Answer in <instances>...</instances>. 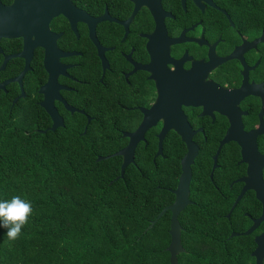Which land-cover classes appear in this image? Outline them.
Wrapping results in <instances>:
<instances>
[{
	"label": "flooded vegetation",
	"instance_id": "af4514ba",
	"mask_svg": "<svg viewBox=\"0 0 264 264\" xmlns=\"http://www.w3.org/2000/svg\"><path fill=\"white\" fill-rule=\"evenodd\" d=\"M42 3L33 8L59 13L40 33L46 47L31 50L22 98L44 112L45 131L53 121L42 104L70 140L89 132L85 141L113 153L129 152V134L144 126L132 158H173L172 203L190 169L187 206L218 224L243 264H264V0ZM22 49V36L0 37V100L10 108L21 94L15 59L23 68L24 58L4 59Z\"/></svg>",
	"mask_w": 264,
	"mask_h": 264
},
{
	"label": "trees",
	"instance_id": "16d2710c",
	"mask_svg": "<svg viewBox=\"0 0 264 264\" xmlns=\"http://www.w3.org/2000/svg\"><path fill=\"white\" fill-rule=\"evenodd\" d=\"M15 61L20 71L22 60ZM9 105L0 100V199L18 195L31 202L33 214L15 241L0 227V264H170V212L147 227L173 201L178 172L172 157L135 152L114 179L120 156L101 141L98 147L85 141L89 132L76 141L60 128L41 133L40 108L27 97ZM107 115L103 109L98 118ZM98 129L100 137L106 134L103 125ZM178 221L183 251L177 264H243L246 255L223 245L206 213L187 206Z\"/></svg>",
	"mask_w": 264,
	"mask_h": 264
},
{
	"label": "water",
	"instance_id": "95a60500",
	"mask_svg": "<svg viewBox=\"0 0 264 264\" xmlns=\"http://www.w3.org/2000/svg\"><path fill=\"white\" fill-rule=\"evenodd\" d=\"M43 0H14L10 5H2L0 2V37H23V49L12 55L6 56L4 59V63L10 57H21L24 58V67L19 72L18 76L14 79L17 81L21 88V94L17 99L14 100L13 104L18 100L24 97V92L22 90V79L25 76V73L30 69V54L31 50L34 46L43 44L39 37L41 36L42 30H47V22L52 15L58 14V11L47 10V9H34L33 6L39 4ZM43 7V3H42ZM44 8V7H43ZM37 14H43L42 26L37 27L32 25V17ZM35 35L36 39H31V35ZM42 38H44L42 36ZM46 47V46H45ZM3 63V65H4ZM2 65V67H3ZM1 67V68H2ZM0 88H3V85H0ZM42 107L46 110L53 121L52 125L48 128L49 131L55 130L58 126H60V121L57 120L54 109L51 111L50 108L42 104ZM144 126L139 125L137 128L129 134V144L132 141L134 142L140 137L141 132L143 131ZM41 133H45V130L40 131ZM158 142V150H159ZM129 144L125 149L129 148ZM132 144V145H133ZM132 145L130 146L129 152H123L120 150L118 152H114L112 155H120L121 163L119 165L118 174L114 177L117 179L122 176V172L124 168L132 162V152H130ZM124 149V150H125ZM161 152H156L155 155ZM107 157V156H106ZM104 157H98L96 160L101 161ZM191 172L190 169L184 168L181 173L180 183L178 188L174 191L176 195V199L174 203L164 208L156 217V219L152 220L148 225L147 229L151 228L154 223L161 218L167 211L170 212V226H169V235L170 241L166 250L169 252V262L170 264H177L176 255L183 251V247L180 243L181 236V225L178 221L179 214L190 204L188 201V181H190ZM111 183V181H110Z\"/></svg>",
	"mask_w": 264,
	"mask_h": 264
},
{
	"label": "clouds",
	"instance_id": "9594fccd",
	"mask_svg": "<svg viewBox=\"0 0 264 264\" xmlns=\"http://www.w3.org/2000/svg\"><path fill=\"white\" fill-rule=\"evenodd\" d=\"M32 214L31 202L18 195L10 199H0V227L7 229L8 241H15L20 237L23 227Z\"/></svg>",
	"mask_w": 264,
	"mask_h": 264
}]
</instances>
